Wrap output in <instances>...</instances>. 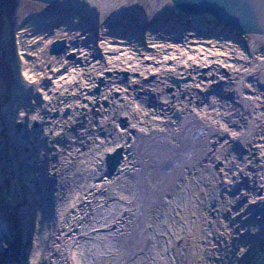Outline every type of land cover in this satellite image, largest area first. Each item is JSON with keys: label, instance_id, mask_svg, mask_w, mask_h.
Wrapping results in <instances>:
<instances>
[{"label": "bare ground", "instance_id": "obj_1", "mask_svg": "<svg viewBox=\"0 0 264 264\" xmlns=\"http://www.w3.org/2000/svg\"><path fill=\"white\" fill-rule=\"evenodd\" d=\"M73 4L82 9L77 0ZM78 12L92 21L89 11ZM101 17L76 43L62 39L63 61L53 63L38 83L37 103L27 110L29 125L37 121L38 128L29 132L33 146L25 165L31 176L24 183L32 195L26 201L36 207L33 227L25 228L19 248L10 230H0V264L17 254L20 264L248 263L258 245H247L264 233L258 226L264 223V197L247 194L264 185V110L235 118L215 99L227 83L243 82L251 73L229 74L219 59L228 52L219 57L206 40L173 42L153 37L154 31L153 39L134 37V23ZM104 24L123 30L117 43L107 39ZM72 52L73 60L65 59ZM22 67L26 74L29 66ZM177 76L189 79L173 97L159 95ZM252 87L264 98V87ZM251 98L264 109L261 98ZM67 108L70 115L63 118ZM96 108L99 117L91 115ZM81 113L87 115L83 125L77 121ZM204 127L218 129L220 138L192 152L194 139L201 138L196 131ZM120 147L119 170L110 173L105 154ZM218 162L221 169L215 168ZM217 188L224 192L209 204V191ZM15 213L21 219L23 209Z\"/></svg>", "mask_w": 264, "mask_h": 264}, {"label": "rangeland", "instance_id": "obj_2", "mask_svg": "<svg viewBox=\"0 0 264 264\" xmlns=\"http://www.w3.org/2000/svg\"><path fill=\"white\" fill-rule=\"evenodd\" d=\"M73 1L63 0L64 5L60 6L62 3L46 5L29 0H0V230H10L12 242H16L18 248L24 238L25 228L33 227L30 224V214L36 210L31 201H26L30 200L32 195L27 190L26 193L24 187V183L31 176L30 168L25 165L29 163L33 146L29 140V132L38 128L37 121L29 125L30 115L27 110L37 103L35 95L39 94L38 83L46 78L53 63L59 64L63 61L61 58L63 54L54 56L50 53L52 43L62 39H66L69 44L76 43L87 34L85 32L90 23L97 22L100 16L106 20L111 18L118 20L116 24L120 21L134 23L133 31L137 33L134 37L141 38L143 35L144 38L153 39L151 37L158 34L157 37L166 40L167 30H180L177 24L171 28L167 27L170 22L176 23L174 20L181 16L170 0H77L81 3L82 9L75 7ZM81 10H87L92 14L93 17L85 12L91 22L80 18L78 11ZM104 27L102 30L106 29L104 31L109 35L106 38L117 43L123 30L110 24H104ZM141 31L145 34H141ZM152 31L155 34L151 36L149 32ZM91 33L94 38L97 37L96 30H92ZM262 45L264 44L259 41L256 43V49L252 50L257 58L264 49ZM74 53L67 54L65 59L73 60L76 56ZM24 64L29 66L26 74L22 69ZM260 75L258 80L264 83V75ZM2 87L7 89L3 91ZM69 115L70 110L67 108L63 111L62 117L68 118ZM91 115L99 117L98 109H93ZM53 116L58 119L60 112L56 110ZM86 120L85 113L77 116V121L81 125ZM125 120L123 118L120 122L125 123ZM20 124L22 126L19 129ZM7 133H13L11 140L6 137ZM10 143L13 145L10 146ZM237 184L238 188L247 189L238 181ZM219 185L223 187L224 181H220ZM219 190L224 192L222 188L209 191V196L214 195L209 197V204L213 203L212 198L217 199ZM249 193H257L258 197L263 198L264 185L257 192L248 189L247 194ZM36 197L37 194L35 199ZM5 206L10 208L9 215ZM19 209H23L21 219L15 215ZM258 226L264 231V223H258ZM181 244L182 242H179L177 246ZM256 245H258L256 249L245 258L248 262L246 264H264V233H258L247 248L252 249ZM19 256L17 254L10 259L9 264H20L19 259L22 257Z\"/></svg>", "mask_w": 264, "mask_h": 264}, {"label": "water", "instance_id": "obj_3", "mask_svg": "<svg viewBox=\"0 0 264 264\" xmlns=\"http://www.w3.org/2000/svg\"><path fill=\"white\" fill-rule=\"evenodd\" d=\"M55 5L62 0H30ZM182 12L192 16L210 14L224 25L245 33L264 34V0H171ZM66 42H56L52 54H59ZM180 118V116H178ZM21 125H19V128ZM122 147L106 154V166L110 173L117 172L123 158Z\"/></svg>", "mask_w": 264, "mask_h": 264}]
</instances>
